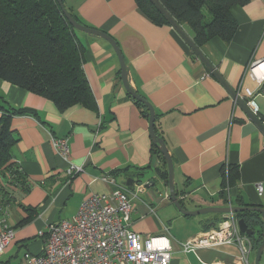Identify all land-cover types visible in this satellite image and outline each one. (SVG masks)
Returning <instances> with one entry per match:
<instances>
[{"label": "crops", "instance_id": "1", "mask_svg": "<svg viewBox=\"0 0 264 264\" xmlns=\"http://www.w3.org/2000/svg\"><path fill=\"white\" fill-rule=\"evenodd\" d=\"M69 7L87 27L104 31L118 43L130 87L154 108L155 131L172 158L174 186L183 208L238 205L237 197L264 207V193L259 196L255 188L259 182L264 185V134L176 31L152 23L135 0H70ZM231 11L238 24L232 39L214 38L200 49L241 96L246 97L245 88L254 91L257 116L264 124L263 85L247 70L264 59V0H248ZM78 37L85 46L83 70L96 111L80 105L59 111L52 101L0 79L1 104L34 109L44 122L29 115L11 119L17 138L11 160L25 175L29 189L8 185L0 229L3 225L13 229L14 237L0 253V264H20L26 251L42 253L45 237L39 232L49 223L71 219L85 198L115 189L101 180L103 176L136 190L128 226L142 235L168 236L171 264H241L234 244L182 251L183 241L219 228L228 216L206 213L192 219L178 211L157 172L163 164L152 151L148 110L135 104L123 87L113 48L97 36ZM52 137L68 139L70 162L82 171L67 174L68 163L56 153ZM228 164L237 167L238 180L226 205L219 191L221 169ZM128 175H135L131 187L125 185ZM157 183L164 186V193L154 192Z\"/></svg>", "mask_w": 264, "mask_h": 264}, {"label": "trees", "instance_id": "2", "mask_svg": "<svg viewBox=\"0 0 264 264\" xmlns=\"http://www.w3.org/2000/svg\"><path fill=\"white\" fill-rule=\"evenodd\" d=\"M159 1L198 47L214 38L229 42L238 25L231 9L234 5H244L248 2V0ZM135 2L139 12L152 23L169 25L149 0ZM65 7L78 23L87 26L73 8ZM76 31L56 0H0V79L52 101L59 111L74 105L96 111L95 98L83 70L85 46L76 35ZM132 100L139 107L146 108L140 101L134 98ZM17 115H29L43 122L34 109L8 104L4 106L0 103V210L6 202L8 185L21 187L24 192L29 189L25 175L11 160L12 150L17 142L11 127V119ZM152 151L158 153L162 159L163 168H159L157 172L167 183L166 162L153 142ZM237 180L236 166L228 164L222 167L219 196L226 205L230 201V189L236 185ZM176 192L178 196V191ZM236 199L238 205L256 206L244 203L240 197ZM179 201L183 205L182 200ZM234 216L243 219L248 227L254 230L249 239L252 251L255 252L264 236V219L259 212L251 210L234 213ZM43 233H47V228Z\"/></svg>", "mask_w": 264, "mask_h": 264}, {"label": "built area", "instance_id": "3", "mask_svg": "<svg viewBox=\"0 0 264 264\" xmlns=\"http://www.w3.org/2000/svg\"><path fill=\"white\" fill-rule=\"evenodd\" d=\"M249 74L264 92V59L249 66ZM247 104L257 111L254 91L245 88ZM56 153L67 163L71 174L82 171L80 165L70 162L68 139L51 138ZM102 181L115 185L109 193H93L79 205L69 220H61L47 226L44 250L40 254L25 252L20 264H171L172 247L166 235H142L128 226L131 199L136 190L124 189L112 176L101 177ZM259 194L263 185L256 186ZM14 237V230L3 225L0 229V253ZM221 244L237 245L241 264H250L252 244L242 234L233 215H228L219 228L187 239L180 246L183 252H194L207 246Z\"/></svg>", "mask_w": 264, "mask_h": 264}, {"label": "water", "instance_id": "4", "mask_svg": "<svg viewBox=\"0 0 264 264\" xmlns=\"http://www.w3.org/2000/svg\"><path fill=\"white\" fill-rule=\"evenodd\" d=\"M156 9L164 16L169 25L176 31V33L181 37V39L187 44V46L191 49L193 54L199 59V61L206 67L208 72L216 79L217 82L226 90L229 96L234 100L235 104L245 113V115L251 120L256 127L264 134V124L257 116L256 112L252 110L247 104L244 97H242L238 90L231 87L229 83L225 81L223 76L217 71L215 66L208 60V58L204 55L200 47H198L190 35L184 30V28L173 18V16L166 10V8L160 3L159 0H149ZM60 9L62 10L65 17L68 19L69 23L78 31L86 33L88 35L97 36L104 40H106L111 47L113 48L120 66V77L122 80L123 87L126 92L132 96L134 99L143 103L148 110L149 117V134L153 143H155L156 147L159 149L160 153L163 155L164 160L167 165L168 171V179L167 185L169 190L170 199L176 208L180 211L181 214L185 216H196L200 214L206 213H220V214H234L244 210L257 211L261 214L264 219V207L263 206H238V205H227V206H209V207H201L195 210H186L182 208L180 201L177 197V192L174 186V167L172 158L168 152L167 146L163 139L156 133L154 122H155V111L151 103L145 100L142 96H140L133 88L129 85L128 80V69L123 57V54L120 50L118 43L107 33L100 29H94L91 27H87L83 24L78 23L68 12L66 7L63 4L62 0H56ZM153 182V181H152ZM125 185L131 187L133 185V181L131 177H125ZM238 227L242 233H245L248 236H252L254 234V230L249 228L243 219L238 220ZM264 250V236L257 247L254 255L253 264H260L261 255Z\"/></svg>", "mask_w": 264, "mask_h": 264}, {"label": "rangeland", "instance_id": "5", "mask_svg": "<svg viewBox=\"0 0 264 264\" xmlns=\"http://www.w3.org/2000/svg\"><path fill=\"white\" fill-rule=\"evenodd\" d=\"M69 1L70 0H64V2H63V4L65 5V6H67V7H69ZM82 33L83 32H81V31H76V35H78V36H80V35H82ZM250 66V65H249ZM249 67L247 68V70H248V73H249ZM242 97H244V96H242ZM245 98V100H246V104H247V99H246V97H244ZM248 105V104H247ZM249 106V105H248ZM250 107V106H249ZM251 108V107H250ZM252 109V108H251ZM256 114H257V111H256ZM70 150V149H69ZM70 152V151H69ZM68 168V167H67ZM67 174L68 175H73V174H71V173H69L68 171H67ZM175 182V181H174ZM259 183H261L262 185H263V183L262 182H259ZM259 183H257L256 185H255V188H256V186H258L259 185ZM177 187H179V183H177V185H176ZM263 189H264V185H263ZM153 190H154V192L156 193L157 192V195L160 193V194H162V193H164V191H165V189H164V186L162 185V184H160V183H157L156 185H154L153 186ZM256 192H257V190H256ZM263 193H264V190H263V192H262V194H259L258 192H257V194L259 195V196H262L263 195ZM141 197H142V194L140 195ZM181 204V203H180ZM182 206V205H181ZM238 206H242V205H238ZM243 206H245V205H243ZM256 206H260V205H256ZM176 207V206H175ZM183 208V207H182ZM185 209V208H184ZM179 211V210H178ZM180 212V211H179ZM204 214H200V215H196V216H192V219H197V217H202ZM224 215H226V216H228V215H233V218L238 222V218L236 217V216H234V214H224ZM65 220V219H64ZM61 221V220H60ZM59 222V221H58ZM54 223V222H53ZM50 224H52V223H49L48 225H50ZM47 225V226H48ZM237 225H238V223H237ZM239 228V227H238ZM173 232H176V228H173V229H171ZM241 232V231H240ZM242 233V232H241ZM242 234H244V235H246L245 233H242ZM164 235V234H163ZM246 236H248V235H246ZM168 237V236H167ZM169 238V237H168ZM248 238H249V236H248ZM172 247V246H171ZM210 247H212V246H207V247H204V248H210ZM200 249V248H199ZM252 251V250H251ZM26 252H28V251H26ZM253 252V251H252ZM31 253V252H30ZM184 253H190V252H184ZM254 253H251L250 254V256H249V260H250V264H253V261H254Z\"/></svg>", "mask_w": 264, "mask_h": 264}]
</instances>
